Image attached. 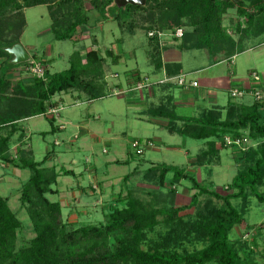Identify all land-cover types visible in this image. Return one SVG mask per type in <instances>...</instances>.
Masks as SVG:
<instances>
[{
  "label": "trees",
  "instance_id": "16d2710c",
  "mask_svg": "<svg viewBox=\"0 0 264 264\" xmlns=\"http://www.w3.org/2000/svg\"><path fill=\"white\" fill-rule=\"evenodd\" d=\"M115 0H0V162L17 170H29L30 177L21 187L20 203L25 207L32 224L34 238L20 250L16 249L17 234L22 223L9 208V199L0 195V264H257L253 260L241 259L239 251L231 242L230 233L235 227H244V212L250 205V197L264 204V105L251 106L231 103L223 110L213 109L198 118L177 116L173 101L167 98L161 105L150 108L151 118L168 121L166 129L180 137L204 142L197 156L195 166L202 167L211 161H218L221 151L232 148L225 139L247 138L256 147L239 152L243 167L237 172L229 185L226 196L211 192L187 173V166L177 167L156 164L146 172L157 177L160 187L169 180L170 187L188 181L197 194L186 207L165 208L169 196L150 195L151 201L143 202L129 191L119 194L117 202L123 207H112L106 214L101 227H83L68 230L63 222L62 207L52 202L48 196L58 194L53 189L58 178L71 177L72 172L63 167H49L54 152L50 151L40 162L33 160L31 151L22 148L25 133L19 126L21 121L47 115L48 111L59 106L53 99L71 92L85 97L84 101L94 102L113 94L115 90L106 81L105 64L110 60L112 66L119 65L121 56L106 51L104 58L99 50L86 54L75 51L69 57V68L60 73H51V61H37L14 67L12 57L6 52L21 44L26 27L25 9L46 5L51 19L50 32L56 41L78 43L82 30L91 17L86 3L95 13L104 15ZM235 10L238 16L234 31L224 27L228 12ZM147 12L155 27L146 30L154 33L148 39V57L157 72L168 78L181 74L178 64L164 65L161 57V41L157 33L183 30L181 40L173 41L181 51L205 50L215 58V62L233 58L244 39L264 35V0H156L151 5L147 0L144 7L126 6L112 12V20L120 21V13ZM105 21L107 19L105 18ZM155 28V29H154ZM154 29V30H153ZM233 32V33H231ZM132 36L135 34L131 32ZM146 35V34H145ZM249 38V39H250ZM32 62L40 63L45 71L42 78L31 76L26 69ZM23 68L25 71L23 72ZM20 70L23 76L11 80L13 70ZM162 73V74H163ZM127 89L143 82L139 75L131 74ZM171 88L169 84L163 85ZM109 92V93H108ZM80 100V98H77ZM54 120H50L51 132L56 131ZM20 134L21 148L16 158L11 154L13 138ZM142 140V139H138ZM116 165H129V161L116 162ZM125 177V181L129 179ZM170 177V179H169ZM264 193V192H263ZM175 191L171 192V196ZM212 199L200 206V197ZM233 200L241 202L240 209L233 206ZM221 202L220 206L213 205ZM209 203V204H208ZM197 208L198 221L194 230L205 244L200 251L179 254L166 250L168 234H158V243L152 250H142L147 234L159 227L171 233L175 240L181 236L178 228H186L181 215ZM160 219H162L160 221ZM156 243V242H155Z\"/></svg>",
  "mask_w": 264,
  "mask_h": 264
},
{
  "label": "rangeland",
  "instance_id": "374dc122",
  "mask_svg": "<svg viewBox=\"0 0 264 264\" xmlns=\"http://www.w3.org/2000/svg\"><path fill=\"white\" fill-rule=\"evenodd\" d=\"M155 1L151 0V5H154ZM123 2L124 0H115L113 6L108 11L106 10L104 15L95 13L90 4L86 3L91 21L82 30L80 41L76 44L71 41L55 40L54 35L50 32L51 19L46 5L25 9L23 13L26 19V27L22 38H20L21 45L30 57L33 59L36 57L37 61L52 60V64L49 65L51 73H60L67 70L69 68V57L75 51H82L83 54H86L96 49L102 53L103 58L106 51H112L117 55L122 54L123 64L112 67L111 61L106 60L105 73L108 83L110 80L118 81L109 76L113 74L112 72H117L119 76H123L133 70H139L142 76L144 74L146 76L151 70L147 39L150 33L146 30L155 26L150 21L148 13L142 11L136 14L130 12L120 13V21H113L112 12L122 9ZM105 18L107 21H105ZM237 19L238 16L235 10L228 12L223 22L224 27L228 30L231 28L234 31ZM133 31L134 36L131 35ZM249 38H245L243 43L248 45L236 52L232 62L234 63L233 68L228 64H224L210 72L198 74L196 78L199 81H204L208 76L223 75L229 80L232 71L243 76H248L250 71H256L261 82L264 83V36L258 39ZM169 43L172 42L168 39L162 41L164 46H168ZM175 51L176 55L182 59L183 69L186 72L202 71L215 62V58L205 50L181 51L176 47ZM1 65L2 60H0ZM20 72H12L9 78L18 80V77L24 74ZM14 73H18V76ZM160 78H164V73L158 79ZM151 80L153 81V79ZM170 86V89L177 88L172 84ZM156 87V91H158L163 86L157 85ZM125 90L128 89L124 87ZM131 93L140 94L141 92H130L124 96H114L109 93L104 99L92 103L84 101L85 97H80V94L76 92H71L67 94L68 96L61 94L55 98L56 101H59L60 97L63 100L59 102L58 108L60 109L59 118L61 121H72L73 124L82 123L83 121L88 122L89 131L91 129L98 134L97 138H94L95 140L88 139L84 144L82 142V145H85L82 152L76 151V147H74V152H67L64 155L65 157H60V160H57L58 162L54 159L55 162L52 163L56 165L58 170L63 166L69 169L72 156L83 159V162L87 160L86 157H89L90 161L95 162L94 166L97 167V173L94 172L91 175V179L95 178L93 184L87 183L91 181L89 178H84L82 180L84 182H80L82 185H79L75 177L66 178L61 176L58 185L54 186V189H59L66 196H48L52 202L61 204L63 222L68 230L103 226L105 224L104 216L109 213L110 208L123 207L122 204L117 202L119 194L126 195L129 191L134 192L136 197L145 203L151 201L150 195L162 194L169 196L165 208L189 206L192 197L197 192L192 190V186L188 181H182L177 186L170 187L169 180H167L166 185L162 188L159 186L156 176L149 175L146 178L147 170L157 163L177 167L187 166V173L190 177H194L198 183L209 191L223 196L230 193L228 190L229 185L237 172L243 167L241 155L232 148L224 150L218 161H211V163H207L202 167L195 166L197 156L203 149L204 142L180 137L169 132L166 128L154 124L152 119L144 114L148 105L138 107L128 104L127 100L133 96ZM78 97L80 103L76 100ZM151 106L152 104L149 107ZM186 113L187 115L191 114L188 110ZM59 118L54 120L57 124ZM66 127L68 135L80 132L79 129L71 126ZM23 128L26 133H28V130L30 131L28 145L33 151L35 162L42 161L46 154L52 150L58 155L65 149L61 135L49 133L51 125L46 118L33 120L28 125L24 124ZM40 133H45V135L42 136ZM85 134L87 133H82L83 136ZM83 136H81V141ZM134 139L152 141L157 149H146L142 156H138L130 144ZM55 142H59L61 146H55ZM17 143L19 141L15 140L13 144L15 147L11 150L15 157L18 149ZM186 151H191L190 156H193V163H187ZM112 160L129 161L130 164L119 166L114 163L106 166V163ZM128 175L130 177L125 181L124 179ZM29 177V170L20 171L16 168L13 169V167L4 169L0 162V195L9 199L10 210L17 215L22 223V227L17 234V250L26 246L34 238L32 224L25 207L20 203L21 187ZM172 191H175L173 196H171ZM260 192L264 194V189H261ZM211 200L208 197H200V206H205L204 204ZM221 204L218 201L213 202L215 206ZM232 204L235 208L240 209L241 202L239 200H233ZM181 215L184 222L188 224L186 228H178L184 238L180 236L174 240L171 233L159 227L156 232L146 235L142 250L154 249L159 240L157 238L159 233L169 235L166 247L168 252L185 254L202 250L205 244L199 238L193 226L199 220L197 208L185 211ZM243 216L245 220L244 227L234 228L230 233L231 242L240 252L241 259L264 264V204H260L255 198L250 197V205Z\"/></svg>",
  "mask_w": 264,
  "mask_h": 264
},
{
  "label": "crops",
  "instance_id": "0c3cea01",
  "mask_svg": "<svg viewBox=\"0 0 264 264\" xmlns=\"http://www.w3.org/2000/svg\"><path fill=\"white\" fill-rule=\"evenodd\" d=\"M258 38H260V37H258ZM258 38H252V39H258ZM246 45H248V44H246V43L243 44V47H246ZM176 47L178 48V45L175 43L174 44L169 43L168 46H164V44L161 45V51H162L161 57H162L163 64L164 65H166V64H178V65H180L181 66V74L189 77L192 81L198 82V87L197 88H187V89L175 87L176 89H170V88H167V87L162 85L163 87H160L158 89V91H156L157 87L154 86L150 89H146V92H145V90H143L140 94L131 93V95H133V96H131L130 99L127 100L128 104L130 106L142 107V106L148 105V107H146V109H145L146 113H144L147 115V111L150 108L157 107V106L161 105L164 101H167V98L169 97L173 101V105H174L175 112H176L177 116L185 117V118H198L199 116H201L202 113H204L206 111L213 110L216 108L220 109V110L225 109L231 103L232 99L230 97V91L232 89H250V88L252 89V88L256 87L254 82L251 79V76H250L251 73H253V72L256 73V71H252V72L250 71L251 73L249 72L250 74L248 73V76H243V75L237 74L236 72H233V71L231 72V70H230L229 73L230 72L231 73L229 75L230 76L229 80L227 78H225L223 75H221V76L218 75L216 77L215 76H212V77L208 76V77H206V79L204 81H199L196 78V75L201 74V73L210 72L212 70H215V69L221 67L224 64H228L230 67L232 66V68H233L234 63H232L233 62L232 59L234 57L230 58V59H226V60L218 59L216 62H213L212 65L207 66V68L202 70V71L186 72L183 69L184 67H183L182 59L180 58V56L176 55V51H175ZM115 55H117V54H115ZM118 56L122 57V54H118ZM43 61H51L52 62V60H47V59H43ZM120 64H123V59L120 61L119 65ZM150 66H151L150 67L151 70L149 71V73L146 76H145V74H144V76H142L139 70H133L131 72L125 73L123 76H119L117 74V72H112L113 74L109 75V76H112L113 79H117L118 81H111L110 80L108 85L110 84L109 87L112 89L124 90V87L127 88V86L130 83H132L130 81L131 80L130 79L131 74L139 75L142 79H144V80L148 79L151 82L160 81L162 78H160V79H158V78L160 76L161 77L163 76L162 73L164 72V69L162 72H157L154 70V68L151 64H150ZM48 67H49V65H48ZM18 71H20V70L16 69V70H13L12 72H18ZM105 71H106V69H105ZM198 72H200V73H198ZM114 73H116V75H114ZM14 74L16 76H18V73H14ZM151 79H153V81ZM262 86L264 88V83H262ZM55 98L53 99L54 102H60L62 100V99H60L61 97L59 98V101H56ZM122 98H124V97H122ZM119 99L121 100V98H119ZM76 100L80 103V101L78 99H76ZM77 101H76V103H77ZM154 102L155 103L157 102V104H155ZM89 103H92V102H89ZM235 103L236 104H244L246 106H251L252 104H254V101H253L251 96L247 95L243 99L236 100ZM150 104H152L151 107H149ZM58 108H59V106L54 108V109L59 110V113H60V109H58ZM187 110H188V112L191 113L190 115H187V113H186ZM142 117H143V115H142ZM42 118H46L49 122L51 119H54L51 116L45 115V116L30 118V119L21 121L19 123V126L22 128L23 132L25 133V138L23 140L22 148L20 147L21 142L17 143V146H18V149L16 150L17 152H18L19 148H21V149H24L26 151H31L32 155H33V151L31 150V147L28 145V140H30V137H29L30 131L28 130V133H26L25 129L23 128V125L24 124L28 125V124H30L31 121L36 120V119H42ZM151 119H152V122L154 124L162 126L163 128L167 127L168 121L163 120V119H156V118H151ZM73 123L74 122H72V121H68V122L64 121L63 122L60 120V118H59L58 124L56 123V121H54V127H56V131L51 133V134L61 135V139L65 145V149L62 152H60V154H58V155H56V152L54 150H52L54 152V156L52 158V161L50 163H48L49 167L56 166L52 163L55 162V160L59 161L60 157H65L64 155L67 152H74L73 151L74 147H76V151L82 152L83 148L85 147V145H82V142L84 144L87 142L88 139L97 138V135H98L97 133H94L91 129L89 131L88 122L83 121L82 123H80V122H78L77 124H73ZM66 126H71L72 128L79 129L80 132H77L76 134L68 135L66 133L67 132ZM87 128H88V130H87ZM85 130H87V132H85ZM50 132H51V129H50L49 133ZM82 133H87V134H85L83 136ZM40 135L44 136L45 133H40ZM19 136H20V134H17L13 138L14 141L12 140L11 150L15 147V146H13V144H14L15 140H18ZM81 136H83L82 141H81ZM79 141H81V143H79ZM58 145L61 146V144L59 142H55V146H58ZM251 145H252V147L257 146V144L254 145L253 143H251ZM155 149H157L156 145H155ZM223 151H221V156L223 154L222 153ZM91 152H92V150H91ZM190 152L191 151H186L187 163H193V161H194L193 156H190ZM104 153H106V151H104ZM236 153L239 154V152H236ZM11 154H12V151H11ZM12 155H13V157H15L14 154H12ZM86 158H87V160L85 162H83V159H80V158L77 159L76 157L72 156V158L70 159L71 163H69L70 165L68 167L69 169H67V168H65V166H63V168L66 171L73 173V176H71V177H75L76 180H78L79 185H82V183L84 182L82 180L84 178H86V179L89 178L91 181L87 182V180H86V182L89 184H93V181L95 180V178L91 179V175L94 172L97 173V167L94 166L95 162L90 161L91 159L89 157H86ZM64 161H66V160H64ZM116 162H118V161L112 160L111 162L106 163V166L112 165ZM2 167H4V169H8L12 166H8L6 168V166H4L2 164ZM57 170H58V168H57ZM59 179H60V177L58 178L57 185L59 183ZM80 182H82V183H80ZM1 183H3V182H1ZM53 189H54V187H53ZM54 190H56V189H54ZM56 191L58 192V194L55 196H57V197H59V196L65 197L66 196L59 189H57Z\"/></svg>",
  "mask_w": 264,
  "mask_h": 264
},
{
  "label": "built area",
  "instance_id": "2783aa9c",
  "mask_svg": "<svg viewBox=\"0 0 264 264\" xmlns=\"http://www.w3.org/2000/svg\"><path fill=\"white\" fill-rule=\"evenodd\" d=\"M183 30H177L175 32H167V33H157V37L159 40L163 41V39H168L172 43L175 41L181 40L183 37ZM154 33H150L149 37H154ZM175 40V41H174ZM174 41V42H173ZM234 59V58H233ZM232 59V60H233ZM31 63V62H30ZM26 71L33 77H38L42 78L44 76V67L38 63V62H32L30 67L26 69ZM251 79L254 82L255 86L254 88L250 89H232L230 91V97L232 100L236 101L239 99L245 98L247 95L251 96L254 103H257L259 105H264V88L262 86V82L260 77L258 76L257 73L253 72L251 73ZM173 85L174 87L177 88H197L198 87V82L192 81L189 77L185 75H178L175 77L168 78L164 74V78L158 82H151L148 79H145L143 82L138 83L134 88L128 89V90H121L117 91L115 90L113 92L114 96H124L127 95L130 92H136L140 91L142 92L143 90L150 89L154 86L157 85ZM47 116H51L54 119L59 117V110L52 109L48 111ZM225 143L229 147H233L236 150L240 152H246L250 147H252L251 142L247 138H242V139H225ZM131 148L136 152L138 156H142L145 152L146 149H154L155 145L151 141H143V140H138L134 139L130 142Z\"/></svg>",
  "mask_w": 264,
  "mask_h": 264
},
{
  "label": "water",
  "instance_id": "95a60500",
  "mask_svg": "<svg viewBox=\"0 0 264 264\" xmlns=\"http://www.w3.org/2000/svg\"><path fill=\"white\" fill-rule=\"evenodd\" d=\"M147 0H127L122 3V7L134 6V7H144ZM6 52L12 57L10 64L18 67L31 62L30 55L26 52L24 47L21 44H17L9 49H6Z\"/></svg>",
  "mask_w": 264,
  "mask_h": 264
}]
</instances>
